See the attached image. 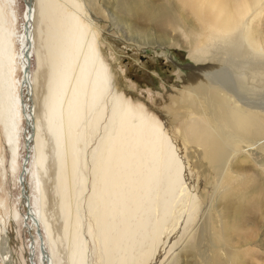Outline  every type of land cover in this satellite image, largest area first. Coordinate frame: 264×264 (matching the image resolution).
<instances>
[{
	"label": "rangeland",
	"instance_id": "obj_1",
	"mask_svg": "<svg viewBox=\"0 0 264 264\" xmlns=\"http://www.w3.org/2000/svg\"><path fill=\"white\" fill-rule=\"evenodd\" d=\"M76 1L91 12L95 47L107 67L109 81L105 93L87 115V149L91 150L101 134V130L92 133L96 113L103 108L101 126L108 117L113 95H119L132 108L142 109L161 123L185 175L183 186L189 200L185 196L177 198L159 236L147 229L146 243L141 244L139 252L132 250L134 255L146 251V259L140 264H264V0H247L250 7L231 33L232 37L238 36V46L245 45V54L238 53L231 59L224 49L237 43L229 42L227 33L204 28L189 11H182V17L176 12L175 17H164L159 14L164 0H126L131 5L123 10L110 0ZM11 8L13 51L17 53L24 0H15ZM114 15L121 19L118 21ZM152 15L159 19L154 21ZM31 26L32 56L27 61L31 85L20 88V96L30 99L28 103L38 122L46 67L38 65V54L44 50L37 34V16ZM252 29L259 47L251 44L246 35ZM209 31L216 33L212 37L205 35ZM194 54L204 57L194 61ZM18 65L16 78L21 79ZM220 68L230 73L232 86L241 87L251 105L237 99L232 89L215 81L210 84L211 77L206 81L207 77L194 73ZM90 85L91 77L86 89ZM23 121L17 167L12 171L0 128V264H44L49 250L50 264H76L72 253L77 248L83 250L82 264H108L96 218L88 208L90 168H85L86 184L81 193L69 195L65 228L55 188L52 142L44 130L41 134L46 159L39 180L42 215L49 234H45L43 224L39 227L26 220V202L17 181L26 154ZM194 125L203 127L202 135L196 133ZM29 153L31 160L33 153ZM27 165L31 167V162ZM24 181L23 191L33 197L29 176H24ZM158 217L157 204L151 221Z\"/></svg>",
	"mask_w": 264,
	"mask_h": 264
},
{
	"label": "bare ground",
	"instance_id": "obj_2",
	"mask_svg": "<svg viewBox=\"0 0 264 264\" xmlns=\"http://www.w3.org/2000/svg\"><path fill=\"white\" fill-rule=\"evenodd\" d=\"M110 1L121 10L131 5V1L126 0ZM12 3L15 0H0V128L10 153L9 167L12 171L17 167L20 127L22 121L25 122L24 140L33 155L31 160L29 156V160L23 163L25 174L22 177L29 176L34 191L33 197L22 192L25 207L29 205L24 216L39 227L43 224L45 234H49L42 215L39 180L46 159L45 141L41 134L44 130L52 142L55 188L64 227L69 219V195L81 193L86 184L85 168L88 167L91 172L88 208L96 218L107 263L140 264L146 259L143 257L146 251L134 255L132 250L139 252L141 244L146 243L147 229H153L159 236L166 214L171 212L177 198H184L188 192L183 186L185 175L178 154L161 123L142 109L132 108L119 95H113L108 117L101 126L103 108L96 113L92 133L101 130V134L88 150L87 118L109 83L107 67L95 47L91 12L84 10L76 0H24L20 50L15 53L11 30L14 21ZM249 5L247 0H164L159 14L175 17L176 12L182 17V11H189L205 25L204 28L214 31L218 28L227 33L228 41L237 43L224 49V54L231 59L238 53L245 54V45L238 46V36L232 37L231 33L239 26L240 18ZM35 16L38 18V38L44 50L43 54H38V65L46 67L38 122L34 118V109L28 103L30 99L20 96V88L31 85L27 61L32 56L30 29ZM114 17L118 21L121 19L117 15ZM155 18L158 17L152 15L151 19ZM215 33L209 31L205 35L212 37ZM246 35L254 46L261 45L255 29L246 31ZM203 57L194 54L191 58L201 61ZM17 65L23 74L21 79L16 78ZM199 71L201 69L194 73L207 77L206 81L211 77L209 83L215 81L232 89L237 99L251 105L241 87L232 86L234 82L225 69ZM89 77L91 85L86 89ZM196 78L200 80V77ZM196 127V133L202 135L203 127ZM28 161L31 167L27 165ZM20 173L17 176L19 183ZM157 204L159 217L157 221H151ZM72 221L76 224V217ZM73 238L77 239L76 233H73ZM45 256L44 264H50L51 251ZM42 258L44 256L41 255ZM72 258L76 264H82L83 250L77 248Z\"/></svg>",
	"mask_w": 264,
	"mask_h": 264
},
{
	"label": "water",
	"instance_id": "obj_3",
	"mask_svg": "<svg viewBox=\"0 0 264 264\" xmlns=\"http://www.w3.org/2000/svg\"><path fill=\"white\" fill-rule=\"evenodd\" d=\"M27 141H26V145H25V149H26V154L22 160V164L25 163L27 160H28V157H29V149H28V146H27ZM23 174H25V171H24V164H23V167H22V171L20 173V185H21V192H23V185H24V177ZM29 207V205L27 204L26 205V208Z\"/></svg>",
	"mask_w": 264,
	"mask_h": 264
}]
</instances>
